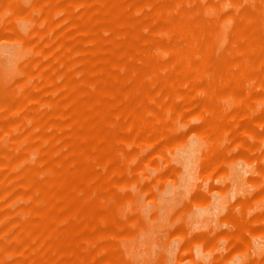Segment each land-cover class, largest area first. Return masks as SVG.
<instances>
[{
    "label": "rangeland",
    "instance_id": "rangeland-1",
    "mask_svg": "<svg viewBox=\"0 0 264 264\" xmlns=\"http://www.w3.org/2000/svg\"><path fill=\"white\" fill-rule=\"evenodd\" d=\"M0 264H264V0H0Z\"/></svg>",
    "mask_w": 264,
    "mask_h": 264
}]
</instances>
